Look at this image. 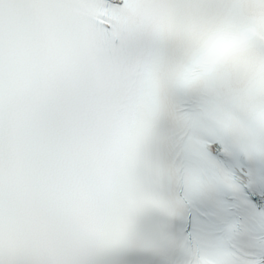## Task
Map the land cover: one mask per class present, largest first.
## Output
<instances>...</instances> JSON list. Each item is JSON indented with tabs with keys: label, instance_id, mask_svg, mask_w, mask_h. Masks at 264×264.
Returning <instances> with one entry per match:
<instances>
[{
	"label": "snow or ice",
	"instance_id": "obj_1",
	"mask_svg": "<svg viewBox=\"0 0 264 264\" xmlns=\"http://www.w3.org/2000/svg\"><path fill=\"white\" fill-rule=\"evenodd\" d=\"M0 264H264V0H0Z\"/></svg>",
	"mask_w": 264,
	"mask_h": 264
}]
</instances>
